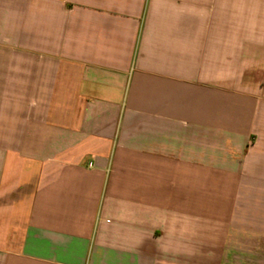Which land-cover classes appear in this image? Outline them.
I'll return each instance as SVG.
<instances>
[{
  "label": "crops",
  "instance_id": "obj_1",
  "mask_svg": "<svg viewBox=\"0 0 264 264\" xmlns=\"http://www.w3.org/2000/svg\"><path fill=\"white\" fill-rule=\"evenodd\" d=\"M0 264H264V0H0Z\"/></svg>",
  "mask_w": 264,
  "mask_h": 264
}]
</instances>
